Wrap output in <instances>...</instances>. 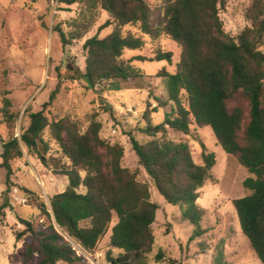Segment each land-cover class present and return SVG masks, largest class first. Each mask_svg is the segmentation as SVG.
Masks as SVG:
<instances>
[{"label": "trees", "instance_id": "16d2710c", "mask_svg": "<svg viewBox=\"0 0 264 264\" xmlns=\"http://www.w3.org/2000/svg\"><path fill=\"white\" fill-rule=\"evenodd\" d=\"M94 1L112 19L99 29L111 23L114 29L103 38H88L82 45L85 69L78 78L87 88L118 92L122 82L140 76L131 62L146 60L140 56L122 58L124 51L143 46L140 37L122 33L121 28L127 24L138 25L142 34L153 39L161 34L169 37L181 47L180 60L174 73L160 72L166 81V102L156 100L157 106L150 109L148 105L142 114L144 126L140 132L151 139L140 144L129 137L137 158L136 169L121 165L124 152L120 145L100 139L99 123L91 122L81 132L80 123L69 117L51 120L44 114L43 109L54 101L58 87L42 110L29 113L28 125L19 138L2 142L0 167L6 171L5 195L11 188L10 162L22 157L21 147L34 154L44 167L55 162L46 156L50 148L43 138L45 130L67 160L55 172L66 177L65 189L49 199V211L44 204H38L41 215L49 220L46 230L36 232L30 221L18 218L24 228L14 235L15 240L29 234L23 264L36 257L39 260L35 264L84 263L83 254L93 251L108 230V264H147L146 256L154 243L151 225L157 205L150 200L148 184L137 179L139 168L164 201L177 206L181 219L192 226L189 241L202 237L206 232L201 228L203 210L196 201L198 191L210 178L215 156L201 144L202 164L198 165L186 143L161 138L166 128L188 135L192 124L209 127L222 150L249 173L242 183L249 193L234 199L232 206L241 233L264 264V52L260 49L264 47V0H252L246 12L252 26L245 27L235 38L224 32L219 18L225 0H158L160 14L155 19L144 0ZM58 34L65 46L66 36L61 31ZM147 61L170 64L171 54L158 52ZM236 96L247 102V121L241 107H227ZM9 104L5 102L6 107ZM167 106L163 121L153 125L151 113L156 112V107ZM105 110L112 111L110 106ZM5 116L10 117L7 112ZM100 148L104 153L98 152ZM79 188L84 191L79 192ZM8 205L5 199L0 213ZM113 217L116 222L109 229ZM112 250L118 251L117 256H112ZM154 259L162 261V251ZM213 264H226L220 252Z\"/></svg>", "mask_w": 264, "mask_h": 264}, {"label": "rangeland", "instance_id": "374dc122", "mask_svg": "<svg viewBox=\"0 0 264 264\" xmlns=\"http://www.w3.org/2000/svg\"><path fill=\"white\" fill-rule=\"evenodd\" d=\"M144 1L155 19L160 14V1ZM251 2L225 0L219 18L228 36L235 38L245 27L252 26L246 17ZM111 20L94 0H74L71 4L66 0H0V153L2 142L11 137L19 138L28 125L29 113L42 110L50 93L58 87L54 101L43 109L44 114L51 120L69 117L80 123L81 132H85L91 122L99 123L100 139L123 148L121 165L129 169L137 168V158L129 137L140 144L151 139L140 132L144 126L142 114L148 105L150 109L157 106L156 100L166 102V81L160 72H175L181 47L166 35L153 39L142 34L138 25L127 24L121 28L122 33L140 37L143 46L139 50L124 51L122 58H144L146 61L131 62L140 71V76L122 82L118 92L96 87L89 89L84 80L78 78L85 69L86 54L82 45L88 38H103L111 33L114 23L99 29ZM58 31L66 36L65 46L60 42ZM260 49L264 52V47ZM158 52H169L170 64L166 61H147ZM182 99L185 104L184 93ZM6 101L10 103L8 107L5 106ZM107 106L111 107V112L105 110ZM235 106L244 110L247 121L246 100L234 97L227 107L231 109ZM168 110L169 106L165 109L156 107V112L151 113L152 124H160L164 112ZM5 112L10 117L5 116ZM43 138L50 148L46 156L54 159L55 165L51 162L44 167L34 154L21 147L22 157L10 162L11 188L7 195L4 193L6 171L0 167V205L5 199L9 204L0 213V264L23 263L24 246L29 234L19 241L15 240L14 235L24 228L18 218L30 221L36 232L45 231L49 220L41 215L38 204H44L49 211V199L67 185L66 177L55 173L62 164H67V160L50 138L48 130H45ZM161 138L186 143L193 162L198 165L202 164V144L206 152L214 154L215 165L210 171V178L198 191L196 201L203 210L201 228L206 232L193 241H189L192 226L181 219L180 209L167 204L144 170L139 168L137 179L148 184L150 200L157 205L155 221L151 225L154 243L152 251L146 256L147 264H213L219 252L226 264H261L241 233L232 206L234 199L249 193L242 186L249 173L235 157L222 150L209 127L198 128L192 124L188 135L166 128ZM98 152L104 153V149L100 148ZM78 191L83 192L84 189L79 188ZM115 222L113 217L109 229ZM109 233L110 230L93 251L83 254L84 263L77 264H108L105 256ZM159 250L163 253V260L156 262L154 256ZM111 254L117 256L118 251L112 250ZM35 260L37 262L39 258L28 264H33Z\"/></svg>", "mask_w": 264, "mask_h": 264}, {"label": "crops", "instance_id": "0c3cea01", "mask_svg": "<svg viewBox=\"0 0 264 264\" xmlns=\"http://www.w3.org/2000/svg\"><path fill=\"white\" fill-rule=\"evenodd\" d=\"M22 262H23V261H22ZM35 263H37L36 260H35V262H34L33 264H35ZM22 264H23V263H22Z\"/></svg>", "mask_w": 264, "mask_h": 264}]
</instances>
